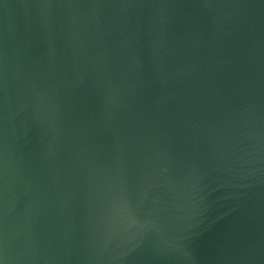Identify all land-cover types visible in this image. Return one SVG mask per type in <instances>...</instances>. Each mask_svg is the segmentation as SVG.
<instances>
[{
  "label": "water",
  "instance_id": "water-1",
  "mask_svg": "<svg viewBox=\"0 0 264 264\" xmlns=\"http://www.w3.org/2000/svg\"><path fill=\"white\" fill-rule=\"evenodd\" d=\"M2 264H264V0H0Z\"/></svg>",
  "mask_w": 264,
  "mask_h": 264
},
{
  "label": "snow or ice",
  "instance_id": "snow-or-ice-1",
  "mask_svg": "<svg viewBox=\"0 0 264 264\" xmlns=\"http://www.w3.org/2000/svg\"><path fill=\"white\" fill-rule=\"evenodd\" d=\"M0 264H2V262H0Z\"/></svg>",
  "mask_w": 264,
  "mask_h": 264
}]
</instances>
